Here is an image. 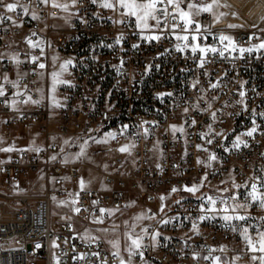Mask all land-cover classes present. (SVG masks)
Segmentation results:
<instances>
[{"label": "built area", "instance_id": "1", "mask_svg": "<svg viewBox=\"0 0 264 264\" xmlns=\"http://www.w3.org/2000/svg\"><path fill=\"white\" fill-rule=\"evenodd\" d=\"M37 11L43 19H50L53 16L50 13L56 15L59 12L43 5ZM115 19H119L117 14L92 4L90 0H82V3L75 7L72 24L66 28H58L50 22L42 30L30 16L23 17V24L33 28L29 36L33 31L36 32L33 40L42 36L57 51L74 62V66H70L71 82L74 87L66 85L62 89L65 103L58 110V130L61 133L78 136L79 139H88L90 136L102 138L105 133L116 131L117 139L103 144L102 149L113 153L117 172L104 173V181L113 185L111 190L102 192L88 188L91 193L89 195L75 187L80 165L76 162L63 163L61 145L56 141L41 146L43 149L41 152L19 151L6 160H0L5 161L0 164V264H54L53 253L60 257L61 264H87V261L72 260L75 254L72 252V245L76 246L77 252L99 251L101 258H108V264H119L118 260L112 258L113 250L107 247L104 239L100 238L99 247L96 245L88 247L80 239H73L77 231L72 221L65 218L55 220L52 216V195L68 196L69 192L73 194L80 192V204L77 206L87 208L89 211H82L78 216L89 223L91 218L85 217L90 216L93 211L99 215L98 210L101 207H125L129 199V190L134 183L144 184L145 189L140 193L143 199H147L151 210L148 214L156 213V219H147L137 228L138 232L142 227H147L149 233L159 231L161 235L157 238L155 247H152L150 237H145L144 244L147 247L143 249L144 259L137 255L133 257V264H209L202 259L193 260L192 253L200 252L201 255H206L209 247L219 248L222 245L227 246V251L224 253L217 251L213 255H219L222 259L227 257L229 260L241 255L242 259L236 264H249L250 254L244 250L243 241L237 233L224 226L219 216L205 221L198 219L202 214L198 207L202 201L196 199V196L178 191L171 194L164 213H160L157 208L160 204L159 194L163 188L175 186L181 189L185 184H189L190 176L197 175L200 171H206L208 174L219 172L225 163L235 160L236 166L242 168L241 173L246 174L236 179V182L244 184L256 169L264 166V158L260 155L264 153V135L260 134L264 132V120L259 117L256 119L261 129L255 134V139L244 137L249 147L225 151V148L231 149L236 135L251 127V109L256 108L257 112L264 111V55L257 59V55L260 54L254 53L243 60H224L219 56H210L212 62L206 64L204 69H198L190 52L180 53L174 50V45L178 41L173 36L166 35L159 42H148L142 40L136 33L134 24H115L113 23ZM197 19L202 25H212V33L218 34L223 31L233 36L242 46H248V37L253 32L264 39V32H258L257 29L250 27L255 23L264 28V21L261 20L245 22L221 18L219 23L213 24L210 13H203ZM228 24H242L243 27L232 29L227 27ZM21 31L22 27H15L5 21L0 25V45L8 46ZM121 33L124 35V41L116 45L115 39ZM204 43L218 44V41L209 35ZM251 43L259 41L253 39ZM134 44H138L139 47L133 48ZM121 59L124 60L122 75L118 74L114 67L120 64ZM6 64L13 65L9 59ZM146 65L153 67L144 74ZM23 66L27 69L28 75L22 84L27 85L28 93L37 99L38 95L32 88L38 77L36 65L25 60ZM33 69L36 71L33 72ZM205 70L211 75L204 76ZM220 76L224 77L221 87L208 90L206 93V99L213 105L211 111L221 110L217 112L219 119L213 123L210 112H201L192 106L199 103L200 108L206 107L205 101L199 100V97L204 95L199 89L202 87L207 90L209 80L215 82ZM197 78L200 84L193 89L191 84ZM240 80L248 82L245 88L248 90L249 111L235 115L240 112L241 106H225V102L234 105L239 99L237 95L239 84L236 81ZM252 89H255V92ZM7 90V96L0 98V101L10 99L12 89L9 86ZM168 92L173 95L158 98L159 93ZM214 95L219 99L213 101ZM185 107L189 108L187 114L183 111ZM50 112L47 101L40 100L34 109L19 112L0 102V128L2 125L9 127L45 122ZM229 113L233 115L230 116ZM192 119L197 123L190 127ZM142 121L150 122L144 125L150 130L147 138L142 134V128L138 127ZM175 122L185 125V140L179 137L180 133L174 138L170 129L168 131L170 124ZM209 123H213L215 132L225 133L227 139L215 137L213 144L206 145L205 141L200 139L199 133L207 131L206 126ZM122 125L130 126L124 135L119 134ZM89 129L94 131L89 132ZM161 133L164 136L162 140H158L160 143L157 148L155 147L157 138ZM131 143H135V147L131 149L132 155H136L134 176L123 173L128 171L129 154L118 151L121 146ZM197 144L205 145L218 156L219 159L212 163L211 168L205 167L206 163H197L198 158L201 161L208 160V153L197 150ZM156 150L160 151V156L153 159ZM53 155L57 156L55 161L50 159ZM158 164L161 168H157ZM32 173H41L45 183L42 193L16 185V181H21ZM256 174L259 175V172ZM216 189H204L196 195L217 196L220 193ZM240 191L243 199L247 189ZM224 195H231V192ZM93 200H99L100 203L93 205ZM176 200H181V203H174ZM250 212L253 217L251 220L234 223L264 226V221L260 220V217L264 216V211L253 206ZM172 217L178 219H171L168 224L159 222ZM194 222L199 225L201 235L191 231ZM69 224L72 230L69 229ZM250 232L254 235L255 227L250 229ZM65 239L69 241L67 244L64 243ZM54 240L59 244V248L53 247ZM37 245L40 247H36ZM121 255L127 260V255L123 253ZM89 260L96 264L95 257H89Z\"/></svg>", "mask_w": 264, "mask_h": 264}, {"label": "snow or ice", "instance_id": "2", "mask_svg": "<svg viewBox=\"0 0 264 264\" xmlns=\"http://www.w3.org/2000/svg\"><path fill=\"white\" fill-rule=\"evenodd\" d=\"M92 4H97L99 7L103 9L111 10L113 13L119 16V19L113 20L115 24H126L132 23L134 24L136 33L140 36L142 40L152 42H159L161 39L165 38L166 35L173 36L177 44L174 45V50L180 53H185L186 51L190 52L192 57L197 63L198 69H204L205 65L211 63L212 60L209 57L219 56L224 60H235L240 59L243 60L246 56H252L254 53L260 54L257 55V59L261 58L264 55V39H262L256 32H253L248 37V46H242L237 43L233 36L225 34L223 31H220L218 34L212 33V25H202L201 22L197 19V17L201 16L203 13H210L213 17V24L219 23L221 18L231 15L236 18H240L239 13L237 11H221L222 8L231 9V5L226 2H222V0H201L200 4L194 2V0H90ZM82 3V0H12V2H6V0H0V8L3 9V12H0V25H2L5 21L10 22L15 27L23 26V17L30 16V18L34 21L41 20L42 17L38 14L37 9L43 5L45 8L51 7L59 10L61 13H67L68 16L62 17L67 20L70 16L74 15L70 11V9L75 8L78 4ZM7 13H15L19 19L14 18L13 15H7ZM50 15L55 16V13H50ZM111 19V17L109 18ZM261 21H264V15L260 17ZM87 23V21H83ZM228 28H240L243 27L242 24H228ZM250 27L257 29L258 32H264V28H260L258 24H252ZM212 35L214 39L218 41V44H207L204 43L208 39V36ZM36 36V32H32L30 36L25 37V42L27 43L29 49L35 50L39 49L40 55H35L31 51L26 53L27 62L36 65L37 69L43 70L46 68V64L42 62V57L45 55L44 49V41L41 39L33 40L32 37ZM255 39L258 40L259 43H251V41ZM124 41V35L121 33L115 39V44L120 45ZM113 45H105V47H112ZM133 48H138V44L132 45ZM167 51V50H166ZM236 54V55H233ZM163 55V54H161ZM5 54L0 53V60L4 59ZM13 64L17 67L25 63L24 60L20 59V54H11L7 57ZM59 60L58 56H53L52 61L53 64ZM123 65L124 60L121 59L120 64L116 67V71L118 74H123ZM74 66V62L72 59L64 60L59 65L58 71H53L50 73L51 76V91L55 93L58 85H67L70 87H74L71 81L63 79L64 73L68 72L69 67ZM152 65L145 66V73L147 74L151 71ZM36 70L33 69V72ZM70 74V73H69ZM28 73L26 72H18L16 79H11L7 73H4L0 76V98L6 97L8 94V90L6 86H10L11 89L14 90V97L23 99H12V100H2L0 102L4 103L5 106L10 107L12 110L18 111L19 104H38L40 100L33 99L32 96L28 93L27 85L23 86V90L21 88L22 81L27 77ZM39 75L42 77L43 72H40ZM204 76H210L211 73L205 70L203 72ZM227 75L225 71L224 76ZM223 76H220L216 79L215 82L209 80L208 89L200 88L199 91L204 95L199 97V100H203L206 103V107L200 108L199 103L193 105V109L199 110L201 112H210V119L213 123H215L219 118L217 116V112L221 111L217 109L216 111H211L213 105L212 102L206 99V93L208 90H214L218 87H221V81L223 80ZM239 84V89L237 90V95L239 99H237L234 105H228L225 102V106H235L239 105L240 112L235 113V115H240L241 112H248V102L247 95L248 90L245 88V85L248 83L247 81L240 80L236 81ZM200 84L199 78L195 79L191 87L196 89ZM39 91V89H37ZM255 92V89H252ZM171 96L173 93H159L158 98H163V96ZM260 95V93H257ZM219 99L218 96H213L212 100L215 101ZM54 105H59V102L53 98ZM184 113L187 114L189 112V108H184ZM229 115H233V113H229ZM251 117V127L248 128L245 132L240 133L235 136V139L232 141L231 149L225 148V151H230L232 149L239 150L241 147L248 148L249 143L244 137H250L255 139V134L260 132L261 125L257 123V117L264 120V111L257 112L256 108H252L250 112ZM107 118V115L105 116ZM149 121H142L141 125L138 127L142 128V134L145 138L149 135V128L144 127V125L149 124ZM154 123V122H153ZM187 123V121H185ZM197 121L195 119L191 120V126H195ZM213 123L207 124V131H203L199 133V137L201 140L205 141L206 145L213 144L215 137H223L227 139V135L223 132H215L213 128ZM129 125H122L119 131L120 135H124ZM173 137H176L177 133L181 135L186 134V129L183 124L177 126L175 124L170 126ZM94 131L89 129V132ZM98 131V130H97ZM261 135H264V132H260ZM116 131H109L104 134L102 138H96L90 136L88 139H84L83 143L78 145L79 151L76 152L71 160L68 154H65L62 162L67 164L69 162H74L75 160H79L86 155V149L89 144V140L97 144H107L110 140L117 139ZM55 139V138H53ZM79 139V138H78ZM5 141L2 137H0V145L4 144ZM187 143V141H185ZM63 145L70 146L71 141L69 139L63 140ZM159 141L155 147L158 148ZM222 146V145H221ZM135 147V143L125 144L121 146L118 151L121 153H128L131 155V149ZM197 150L208 153V160L205 164V167L211 168L212 163L217 161L219 158L215 152L209 150L208 147L202 144L196 145ZM13 151H33V152H41L43 149L35 145V141L32 142L28 148L25 149H17L15 145H10L8 147H0V152H13ZM61 152H64V147H61ZM187 152H185V155ZM262 158H264V153L260 154ZM51 160L55 161L57 159L56 155L50 157ZM5 163V161H0V164ZM198 164H204V161H201L199 158L197 159ZM107 169V165L104 166ZM157 168H161V165H157ZM234 171V170H233ZM233 171L229 172V180L231 181V188H219L217 187V192L220 194L217 196L213 195H201L197 196L196 194L200 192L201 188L205 187V182L208 180V174L205 173L203 177H201L199 183H193L191 186L184 185L182 189H178L173 186L168 193V195H160L159 200L161 201L159 212L164 213L165 201L170 198L172 193H176L178 191H185L193 196H196V199L201 200V204L198 206L199 211L202 213L199 216L200 221H205L208 219L215 218V216H219L220 219L224 222V226L229 228L232 232L237 233L240 239L244 243V250L250 254L249 256V264H264V226H253L248 223L239 224L234 222H247L251 220L253 217L251 216L250 209L253 206L258 207L260 210L264 211V166H261L259 169H256L253 175L249 176L244 184H239L236 182V177L233 175ZM259 172V175L256 174ZM64 179H69L68 177H64ZM55 180V177H53ZM91 181H85L83 178L79 181L80 192H85L87 194H91L88 191V185ZM222 184L228 183L227 180L221 181ZM102 187H106L101 185ZM241 189H247V191L243 194V199H241ZM80 192H76L75 194L69 192L68 196L71 199L68 200H60L58 201L59 205L69 207L70 211L75 215H80L81 212H88L87 208H82L81 206H77L80 204ZM231 192V195H224L225 193ZM74 197V198H73ZM53 201H56V197H52ZM183 199V198H182ZM100 203L99 200H93V205H98ZM174 203L180 204L181 200H176ZM135 204V201H132L131 204L125 205V207H131ZM219 205V206H218ZM99 215L96 214L95 211L90 213V216L85 217V219L91 218V222L94 224H103L105 222V216L112 217L117 212H120L121 209L119 206L115 208H99ZM151 210H147L145 212H141L136 215L134 219V223L131 225L128 224V221H125L124 224L126 227L130 228L129 231L124 232L125 238V247L124 251L127 253V260L124 256L121 255V245L119 238L108 240L107 242L111 245L113 251L111 252V256L113 259L118 260L119 264H133V257L139 256L141 259H144V251L143 249L147 247L144 244V239L146 236H149L152 241V247H155L157 244V238L161 235L159 231H153L149 233L147 227H142L141 231L137 233L135 229L138 226V222L149 219H156V213H152L149 215L148 213ZM69 221L72 220V216L63 217ZM171 219H178V217H172L170 219H162L159 222L162 224H168L171 222ZM261 221H264V216L260 217ZM255 227V234L253 235L250 232V229ZM120 228V225L113 223L112 228H102L97 229L99 232H103L104 234H108L109 231L116 234L117 230ZM69 229L72 230L71 224H69ZM191 231L196 235H201L199 225L197 223L192 224ZM80 239L83 241L86 246L91 247L92 245H96L99 247L100 237L92 235L91 229H85L83 233H76L73 239ZM69 241L65 239L64 243L67 244ZM36 247H40L37 245ZM53 247L59 248V244L56 241H53ZM224 253L227 251V246L222 245L219 248L209 247L207 249L206 255H201L200 252H193L192 259L193 260H204L208 261L209 264H236L237 261L242 259L241 255H236L229 260L227 257L223 258L219 255H213L214 252ZM72 252L75 253L72 256V260L74 261H87V264H93V261L89 260V257H95L96 264H108V258H101V253L99 251L92 252H77L76 246L72 245ZM259 253V255H256ZM67 255V253H64ZM53 261L54 264H61V259L55 253H53Z\"/></svg>", "mask_w": 264, "mask_h": 264}, {"label": "rangeland", "instance_id": "3", "mask_svg": "<svg viewBox=\"0 0 264 264\" xmlns=\"http://www.w3.org/2000/svg\"><path fill=\"white\" fill-rule=\"evenodd\" d=\"M194 2L197 4H200L201 0L200 1L194 0ZM222 2H226L227 4H230L232 7H231V9L222 8V9H220L221 11H226V12L237 11L239 13V16H240V18H236V17H233L231 15H228L226 17H223L226 20L233 19L236 21L241 20V21H245V22H254V21H257L258 17L264 15V8L262 6V5H264V0H222ZM58 28H60V27H58ZM65 60H67V59H65ZM58 70H59V68L56 70H53V71H58ZM68 73H70L69 70H68V72L64 73L62 78L65 80H69L70 77L68 76ZM51 83H52V81H51ZM51 96H52V99L55 98V100L58 101L59 103L63 100V98L59 95L57 88H56L55 93H53L51 91ZM57 121H58V111L55 113H52V110H51L48 117L45 119V122L41 121L38 123H31L28 125H22L21 124V125H11L9 127H2V128H0V133H2V136L5 137L6 140H8L9 137L12 135V130H15V129L19 130L18 135L22 136V134L23 135H25L26 133L29 134V130L33 127H36V128H38V131H40L46 137L48 135V131H49L48 124L51 122H54L56 130L60 135H66L67 137L74 138L75 139L74 142L78 141L79 143H83L84 139H78L79 138L78 136L75 137L72 134L61 133L57 128ZM173 124L179 126L182 123L180 124V122H177V123L175 122ZM173 124L171 123L170 126ZM184 127H185V125H184ZM169 129H170V127H168V131H169ZM170 133L172 135L171 129H170ZM163 136L164 135L161 133V135L158 136L157 141L160 139L162 140ZM179 137L181 139L185 140V135L180 134ZM54 138L55 139L51 138L49 143L56 141L57 139H60L57 136H55ZM89 141L91 142V140H89ZM159 143H160V141H159ZM90 144L92 146L89 148ZM14 145H15V147H19L20 144L15 142ZM0 147H3V145H0ZM72 148L76 149L73 152V155H74V153H76L79 148H78L77 144H73ZM102 148H103L102 143L101 144L89 143L88 147L86 149V153L89 150V155H85L82 159L75 160L80 166H83L82 167L83 170H82V172H80L81 174L75 180V184L78 187H79L80 179L83 178L85 181H91V183L88 185V187H95L101 191H106V190H109L112 188V186H113L112 184L106 183L104 181V173L105 172H109V173H116L117 172V170L114 166L113 153L107 149L103 150ZM15 153H13L7 157H0V160H3V159L6 160V159L10 158L11 156H13ZM159 156H160V151L157 152V150H156L155 153L153 154L152 158L158 159ZM71 158L72 157H70V160H71ZM128 158H129L128 171H126V172L123 171V173L124 174L128 173V174L134 176L135 175L134 168L136 166V155H134V154L132 155V153H131V155H129ZM62 160H63V158H62ZM202 161L207 163L203 159H202ZM105 165H107V169H105V167H104ZM236 165H237V162L235 160H230L221 167L222 170L219 172L215 171V172H212V174H210L211 173L210 172L209 173L210 175H209L206 171H200L199 174L190 176V178L188 179L189 184H185V185L191 186L193 183H199L201 177H203L205 175V173H207L208 174V180L205 182V187L201 188V190L217 188V187L229 188L231 186V181L229 180V172L230 171L234 170L233 175H235L236 179L242 178V176H246V174H244V172L241 173L242 168L238 167ZM240 174H242V175H240ZM225 180H227L228 183L222 184L221 181H225ZM15 183L17 186L22 187L23 189L30 188L32 190L37 191L38 193H42L44 191V186H45V183L42 179L41 173L29 174L27 177L22 178L21 181H16ZM101 185H104L106 187H102ZM171 188L172 187H169V186L163 188L162 192H160L161 194H159V195H166L167 196L168 193L170 192ZM143 189H145L143 183H138V184L134 183V186H131V188L129 190V195H128L129 199H128V202L126 205L131 204L132 201H135V204H133L131 207L120 208L121 211L117 212L112 217L105 216V222L103 224H94L91 221L89 223H86L83 218H81L78 215L73 214L70 211L69 207H65V206L58 204V201H60V200L71 199L69 196H60L58 194L52 195V197L53 196L56 197V201H53V199H52V216L55 220H57V218H56L57 215H61L58 219H64L63 217L72 216V223H73V226L75 229L79 226L84 228V230L86 228L91 229L92 235L102 237L104 239L107 247L110 249H112L111 245L107 241L111 240V239L119 238L120 245H121V253L127 255V253L124 251V247H125L124 232L129 231L130 228L126 227L124 222L128 221V224L131 225L132 223L135 222L133 218L136 215L140 214L141 212H145L149 209V205L146 201L147 199H143L141 196V193H140L141 190H143ZM181 191H183V190H181ZM183 192H185V191H183ZM170 198H171V196H170ZM170 198L165 201L166 205L169 202ZM159 202L161 204V201H159ZM160 204H159V207L157 209L160 208ZM146 220L147 219L138 222L137 228L140 225H142ZM113 223L120 225V228L117 230L116 234L112 233L111 231H109L108 234H104L103 232L97 231V229H102V228L111 229ZM137 228L135 229V231L137 233H139Z\"/></svg>", "mask_w": 264, "mask_h": 264}, {"label": "crops", "instance_id": "4", "mask_svg": "<svg viewBox=\"0 0 264 264\" xmlns=\"http://www.w3.org/2000/svg\"><path fill=\"white\" fill-rule=\"evenodd\" d=\"M6 2H12V0H6ZM70 11L72 13H74L75 8L70 9ZM0 12H3L2 8H0ZM7 15H13L14 18L19 19V17L15 13H7ZM65 16H68V14L67 13L58 12L55 16L50 17V19H43L42 18L41 20H38L36 22L39 24V26L41 27L42 30H44L46 28V26L50 22L53 23L56 27L66 28V27H69L72 24L73 15L69 17L67 22L65 21L64 18H62V17H65ZM32 29H33L32 27H28V26L23 24L22 31L20 33H18L15 36L14 39H12L10 41L8 46L4 47V46L0 45V53H4L5 54L4 59L0 60V76H2L4 73H7L11 79H16L18 72H26L27 73V69H25V67L23 66L24 63L22 65H20L19 67H17L15 64H13L12 66H8L6 64V61L8 59L7 58L8 55L19 53L20 54V59L24 60V61L27 60L26 53H28L30 51L33 54H35V55H40L39 49L31 50V49H29L27 43L25 42V37L29 36V32L32 31ZM38 39H41V40L44 41V45L43 46H44V49H45V55L42 57V62H44L46 64V68L43 69V70L36 69L37 72H38V77L35 80L34 87H32V88L36 91V93L38 95L37 100L47 101V103L49 104L50 109L52 110V113H55L65 103V97L63 95L62 89L66 85H58L57 86L59 95L63 98V100L59 103L58 106L54 105L53 99H52V96H51V91H50L51 90V76H50V73L53 70L58 69L60 63L63 60L69 59V58L65 57L62 53L57 51L51 45V43H49L48 41H45L42 38V36H40ZM53 56H58L59 57V60H57L55 64H53V61H52V57ZM69 71H70V75L68 73V76L70 77L69 81H72V73H71L70 67H69ZM40 72H43V76L42 77L39 75ZM23 86H24V84H21L22 90H23ZM6 87H7V89L9 88V86H6ZM37 89H39V91H37ZM13 92H14V90L12 89L9 101L12 100V99H23L24 98V97H21V98L14 97ZM27 94H29V93H27ZM35 107H36V104H31V103L19 104L18 105V109L19 110L18 111L13 110V111L19 112V111H22V110H31V109H34ZM48 126H49V131H48V135L46 137L40 131H38V128H36V127L31 128L29 130V134H27V133L25 135L22 134V136L18 135V131L19 130H16V129L12 130V135L9 137L8 140H6V138L2 136V133H0V137H2L3 140L5 141V143L2 144V145H3V147H8L10 145H13L16 142V143L20 144L19 147H16L17 149H24V148H28L30 145H32V142L35 141V145L38 146V147H41V146L48 145L50 139L51 138L53 139L55 136H57L60 139H57L56 142L60 143V145L62 147H64V152L61 153V157L63 158L65 154H68L69 158L72 157L73 156V152L76 150V149L72 148L73 144L79 145L80 143L78 141L74 142V140H75L74 138L67 137L66 135H60L57 132V130H56L54 122L49 123ZM2 127H5V126L2 125L1 128ZM65 139H69L71 141V145L70 146L63 145V140H65ZM53 142H55V141H53ZM89 143L97 144V143H94L92 141L91 142L89 141ZM91 146L92 145L90 144L89 148ZM78 151H79V149L77 150V152ZM15 152L17 153L19 151L0 152V157H7V156H9V155H11V154H13ZM86 155H89V150L86 153ZM74 162H76V161H74ZM82 167L83 166L79 167V175L81 174L80 172H82V170H83ZM75 187L76 188H80L76 184H75ZM88 188H95V187H88ZM112 188H113V186H112ZM95 189H97V188H95ZM111 189H109V190H111ZM109 190H106V191H109ZM99 191H101V190H99ZM106 191H102V192H106ZM60 216L61 215H57L56 216L57 220H61V219H58ZM75 230L77 231V233H83L84 232V228H82L81 226L77 227ZM100 238H102V237H100Z\"/></svg>", "mask_w": 264, "mask_h": 264}, {"label": "bare ground", "instance_id": "5", "mask_svg": "<svg viewBox=\"0 0 264 264\" xmlns=\"http://www.w3.org/2000/svg\"><path fill=\"white\" fill-rule=\"evenodd\" d=\"M263 6V8H264V5H262ZM261 17V16H260ZM260 17H258V19H257V21H259L260 20Z\"/></svg>", "mask_w": 264, "mask_h": 264}]
</instances>
